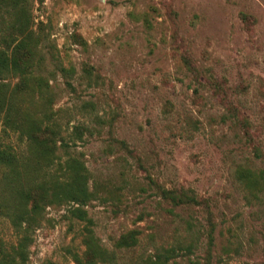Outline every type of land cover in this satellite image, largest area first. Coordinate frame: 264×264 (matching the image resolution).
Returning <instances> with one entry per match:
<instances>
[{
	"label": "rangeland",
	"instance_id": "1",
	"mask_svg": "<svg viewBox=\"0 0 264 264\" xmlns=\"http://www.w3.org/2000/svg\"><path fill=\"white\" fill-rule=\"evenodd\" d=\"M31 4L58 155L84 162L96 196L81 206L91 224L69 212L74 202L46 206L26 232L0 216L6 250L26 233L25 264H77L92 252L89 227L113 257L95 264H147L166 249L167 264H263L264 180L252 187L237 171H264L253 152L264 155V0ZM0 13L2 45L12 20ZM0 140L26 148L11 131ZM159 187L199 202L175 206ZM134 229L135 244L117 245Z\"/></svg>",
	"mask_w": 264,
	"mask_h": 264
},
{
	"label": "trees",
	"instance_id": "2",
	"mask_svg": "<svg viewBox=\"0 0 264 264\" xmlns=\"http://www.w3.org/2000/svg\"><path fill=\"white\" fill-rule=\"evenodd\" d=\"M44 0H38L42 3ZM31 0H0V10L9 17L11 23L4 27L6 35L0 45V132L17 134L25 142V150H17L11 143L0 140V216L9 218L12 225L25 229L38 222L42 211L49 205H63L74 202L79 206L69 208L75 217L92 220L81 206L94 198L89 190V172L84 162L77 156L67 153L63 160L58 155L61 148L59 130L51 120L53 93L49 81L40 73L34 72L35 56L40 36L39 29H33ZM2 14V13H0ZM14 16V18H13ZM184 62L190 67L189 59ZM6 78H16L11 84ZM214 88L219 85L212 84ZM230 117L240 121L235 112ZM75 129L81 133L82 127ZM255 157L264 158L256 143H253ZM53 165L54 172L50 171ZM239 178L246 185L260 187L264 171L240 168ZM159 194L173 205L197 204L194 195L184 189L159 187ZM23 224H25L23 226ZM85 242L92 252H85L86 260L75 255L77 264H95L109 260L107 252L96 243L92 231L86 227ZM138 230L129 231L118 241L119 246H129L137 242ZM28 235L24 233L15 245L6 250L0 237V264H25ZM158 253L147 264H167L174 256L173 250ZM57 264V263H48ZM264 264V263H263Z\"/></svg>",
	"mask_w": 264,
	"mask_h": 264
}]
</instances>
